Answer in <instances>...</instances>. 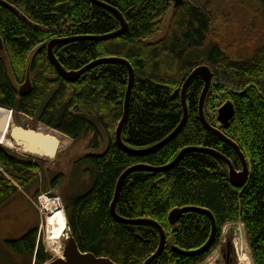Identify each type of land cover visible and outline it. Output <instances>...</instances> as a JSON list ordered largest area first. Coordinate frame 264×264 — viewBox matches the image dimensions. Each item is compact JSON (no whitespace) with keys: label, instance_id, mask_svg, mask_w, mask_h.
Here are the masks:
<instances>
[{"label":"trees","instance_id":"trees-1","mask_svg":"<svg viewBox=\"0 0 264 264\" xmlns=\"http://www.w3.org/2000/svg\"><path fill=\"white\" fill-rule=\"evenodd\" d=\"M115 8L128 29L115 39L98 40L121 29L118 15L91 0H0V107L32 118L51 128L50 139L80 141L90 136L89 149L76 159L72 179L88 177L86 187L65 199L70 234L84 253L110 258L116 264H145L160 247L158 223L167 236L166 247L151 264H201L218 246L222 228L241 223L252 252L248 264H264V82L252 64L264 55V27L251 35L253 55L246 56L238 41L226 40L216 29L230 19L225 6H248L249 18L264 21V0H186L174 9L173 0H97ZM5 2V3H3ZM164 38L152 42L164 28ZM97 38V39H96ZM70 40L53 48L56 60L69 72L89 68L76 82L66 81L49 57L54 40ZM232 44V45H230ZM242 47V48H241ZM104 59L112 62L96 63ZM134 84L129 116L122 131L126 147L149 149L172 135L184 118L183 86L200 66H209L214 80L206 97L205 118L236 142L249 165L242 188L232 184L223 160L204 150L226 156L237 171L243 169L238 153L207 129L200 118L205 81L196 77L187 88L188 117L182 130L153 153L135 155L117 142L116 131L124 117L130 70ZM227 68L243 70L247 79L225 81ZM262 73V71H260ZM30 74L32 89L19 88ZM232 78V77H231ZM264 80V79H263ZM232 82V81H230ZM231 101L236 115L228 128L217 120L220 106ZM0 110L3 131L10 125V110ZM12 125V122H11ZM10 125V126H11ZM13 126V125H12ZM18 137L21 130L12 127ZM107 137V141H106ZM107 150L101 152L102 143ZM186 148L183 158L164 172L133 169L124 178L116 213L134 224L118 221L112 202L121 176L132 167L164 168ZM0 207L39 181L42 166L0 146ZM60 174L51 187L63 184ZM72 180V181H73ZM24 191V192H25ZM211 211L217 235L211 248L198 251L212 235V220L188 211L172 226L169 215L177 208ZM39 228L9 243L28 264H46L49 253L38 239ZM180 248L188 254L174 249Z\"/></svg>","mask_w":264,"mask_h":264},{"label":"rangeland","instance_id":"rangeland-1","mask_svg":"<svg viewBox=\"0 0 264 264\" xmlns=\"http://www.w3.org/2000/svg\"><path fill=\"white\" fill-rule=\"evenodd\" d=\"M222 11L229 13L231 18L221 20L216 26V29L218 31L220 30V33L222 35L224 34V37L226 35L227 41H238L241 43L243 46L242 50L244 51L243 54L246 56H254V43L251 42V40L256 38L255 44H258V41H260L258 37H264V34L253 37L251 33L253 31L258 32L261 26L264 27V21L259 18L250 19V11L255 10L246 5H228L225 6ZM172 14L170 10L168 16L164 20L162 32H160L158 34L159 36L152 42H157L159 39L167 36L166 32L170 25ZM252 64L256 66L257 72L250 75L257 77L262 76L264 79V55L257 57ZM260 71H262V73ZM225 72V81L231 83L230 86L232 87L236 79L237 81L247 79L245 78L246 76H243V70L241 68H227ZM213 74L215 75V72ZM263 79L260 82H264ZM1 109L7 110L9 108L0 107V110ZM9 110L11 115L9 118L10 125L12 122L13 126L8 124L7 131L5 132L2 130L0 124V146L12 152H16L19 156L21 155L30 161L37 162L42 166L43 173H40L39 181L29 192L25 190L24 192L22 189V194H17L9 202L0 207V238L12 234L11 236L15 235L17 239H20L35 228H39V239H41L40 241L44 245V249L46 247V252L49 253L50 259L48 261L52 262L60 257L57 252L51 248L52 242L57 237L59 238L62 249L60 253L62 254L66 241L64 234L68 231L70 236L71 233L67 216L65 215V199L71 194L83 190V187H86L84 182L88 183V177L84 175V172H82L83 174L81 175L83 178L82 180L78 178L73 180L72 169L77 158L84 156L88 152H93L89 149L88 140L91 138L88 136L80 141L73 142L72 139L69 140L62 137L64 140L62 143H58L54 139H50L51 136L49 134L52 132L51 128L45 126L43 123L36 124L33 122L32 118L21 113H16L12 109ZM12 127L17 128L18 131L21 130L20 137L16 135ZM33 140L34 144H36L35 140H38L36 142L44 145L46 150L39 153L31 143ZM100 148L102 150L101 152L94 151V153L105 152L108 149L107 143L105 144V142H103ZM0 170L4 172V168L1 165ZM60 174L64 175L62 186L52 188L50 182L54 177ZM44 197H46L48 201L45 200ZM45 203L51 205L52 210L45 208ZM56 208L62 209L63 215H60L58 212L51 215L50 213L54 212ZM55 228H58L60 231H54L53 229ZM230 231L232 232L231 236L229 234ZM230 243L232 257L228 256V245ZM245 253H247L253 261L244 226L242 227V224L239 222L227 224L222 228L218 246L213 250L211 253L212 255L201 264H248L245 261Z\"/></svg>","mask_w":264,"mask_h":264},{"label":"water","instance_id":"water-1","mask_svg":"<svg viewBox=\"0 0 264 264\" xmlns=\"http://www.w3.org/2000/svg\"><path fill=\"white\" fill-rule=\"evenodd\" d=\"M93 3L100 5V6H105L107 8H109L112 12H114L116 15H118L119 19H120V23H121V29L114 32L113 34H109V35H105L103 37H99L98 40H104V39H115L116 37H119L120 35L124 34L126 32V30L128 29L127 23L124 19V17L115 9L112 8L108 5H105L104 3H100L97 0H91ZM174 2V9L179 8V6H182L186 0H173ZM5 3V2H3ZM97 39V38H96ZM73 39L70 40H54L49 44L48 47V51H49V57L51 59V61L55 64L58 73L68 82L72 83V82H76L78 81L83 74L85 73V71H87L89 68H91L92 66H87L85 68H83V70L81 71H72L69 72L67 71L55 58V54L53 51V48L57 45H59L62 42H69ZM114 59H104L96 63H105V62H112ZM126 66H128V70H130V85L128 88V95H127V99H126V107H125V112H124V117L121 119V121L119 122V126L118 129L116 131V136H117V142L118 144H120L121 147H123L125 150H127L128 152H131L132 154L135 155H140L142 156L143 154H149V153H153V151H156L160 148H162L164 146V144L168 143L169 141H171L172 139H174V137L176 135H178V133L182 130V128L184 127V125L186 124V120L188 117V111H187V100H186V93H187V88L189 87V85L194 81V79L196 77H201L204 79L205 81V87H204V91L203 94L201 96V103H200V107H199V111H200V118L201 121L203 122L204 126L209 129V131L213 132L216 134V136H219L225 143L230 144L236 151V153L239 154L240 159L242 161L243 164V169L239 172L235 169L234 164H232V162L224 155L215 152V151H211V150H204L205 152H209L211 154L216 155L218 158H220L221 160L224 161V163L228 166L229 168V176H230V181L232 182V184L238 188H242L244 187V185L246 184V182L248 181L250 175H249V165L246 162V157L244 155V153L241 151L239 145L234 142L233 140H231L230 138L228 139L224 133H222L219 129H215L213 128L209 121L206 120L205 118V111H204V106H205V102H206V96L210 91V87L212 85V81L214 79L213 77V72L210 69L209 66H200L199 68H197L196 70L193 71V73L188 77L187 81L184 83L183 86V94H182V101H183V108L185 111L184 114V118L181 122V125L174 130V132L172 133V135H170L169 137H167L166 139H164L161 143L153 145L152 148L149 149H141V150H137L134 148H129L126 147L123 143L122 140V131L125 127V124L127 122L128 119V112H129V99H130V95H131V89L132 86L134 84V70L132 69L131 65L129 64V62H125L122 61ZM32 89V85H31V80H30V74H28V78L26 80V82L24 84H22V86L19 88V91L22 95H28L29 92ZM236 115V110L234 109V105L231 101H227V103H225L224 105H222L219 108V112H218V116H217V120L222 124L223 127L228 128L229 125L231 124V122L233 121L234 117ZM45 139V138H44ZM38 140H35L34 144V140L31 141L32 145L34 146V148L39 152L42 153L44 152V150H46V148L44 147V145L39 144L38 142H36ZM190 148H186L185 150H183L180 154H178L177 158L175 159V161H173L171 164L164 166V168H149L146 167L145 165L142 166H135L132 167L131 170L127 171L126 173H124L121 176V179L119 181V184L117 186L116 189V196L113 200V204L111 207V211L112 214H114L115 218L120 221V222H125V223H131L134 224V222H137L135 220L133 221H129L124 219L123 217L121 218L117 213H116V208L118 205V201L120 198V194H121V187L123 185L124 182V178L127 176V174H129L133 169H141L143 168H147L151 171H157V172H164L167 171L171 168H173L182 158L183 155L189 151ZM188 211H196V212H202L204 214H206L210 221L212 220V235L211 238L209 239V241L207 242V244L205 246H203L200 250L195 251V252H191V253H201V252H205V250H207L208 248H211L212 244L214 243L215 237L217 235V223L216 220L212 214L211 211L208 210H204L202 208H192V207H188V208H177L172 210V212L169 215V221L171 222L172 226H176L179 223V220L181 219V217L185 214L188 213ZM153 223L155 226L158 227V230L161 234V241H160V247L157 251V253L155 255H153V257H151L148 261H146L145 264H151L152 262H154L159 255L163 252L164 248L166 247V242H167V236L166 233L164 232L163 228L155 222H150ZM230 236L232 235V232H229ZM175 250H177L178 252H182L183 254H188L190 255L191 253H187L185 251H182L180 248L174 247ZM47 264H116L114 261H112L110 258H106V257H97L96 255H94L92 252L91 253H84L79 247L78 244L76 242V239L73 238V236L70 234V236H68V239H66L65 243H64V252H63V256L62 257H58V259L49 262Z\"/></svg>","mask_w":264,"mask_h":264},{"label":"flooded vegetation","instance_id":"flooded-vegetation-1","mask_svg":"<svg viewBox=\"0 0 264 264\" xmlns=\"http://www.w3.org/2000/svg\"><path fill=\"white\" fill-rule=\"evenodd\" d=\"M11 235L12 234H9L6 235L5 237L0 238V264H26V262L22 260V258L26 259L25 256L18 255L10 247L9 243H13L18 240L15 235L14 236ZM228 252H229L228 256L232 257L231 243L228 245ZM33 261L35 264L37 262L36 258H34Z\"/></svg>","mask_w":264,"mask_h":264},{"label":"bare ground","instance_id":"bare-ground-1","mask_svg":"<svg viewBox=\"0 0 264 264\" xmlns=\"http://www.w3.org/2000/svg\"><path fill=\"white\" fill-rule=\"evenodd\" d=\"M45 198V200H47L48 201V199L46 198V197H44ZM45 208H47V209H49V210H52L51 209V205H49L48 203H45ZM53 210H55V209H53ZM55 212H58L60 215H63V211H62V209H57L56 208V210L54 211V212H51L50 214L52 215V214H55ZM60 225V224H59ZM54 231H60L58 228L56 229H53ZM57 235V234H56ZM58 236V235H57ZM68 236H69V233H68V231L64 234V238H66V239H68ZM63 237V236H62ZM61 238V237H60ZM51 248L52 249H54L56 252H57V254L61 257L62 256V254L60 253L61 252V245H60V241H59V238L57 237L53 242H52V244H51ZM59 252V253H58Z\"/></svg>","mask_w":264,"mask_h":264}]
</instances>
